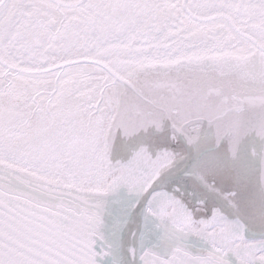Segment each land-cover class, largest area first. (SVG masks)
I'll return each mask as SVG.
<instances>
[{"label": "snow or ice", "instance_id": "6c2138e0", "mask_svg": "<svg viewBox=\"0 0 264 264\" xmlns=\"http://www.w3.org/2000/svg\"><path fill=\"white\" fill-rule=\"evenodd\" d=\"M0 264H264V0H0Z\"/></svg>", "mask_w": 264, "mask_h": 264}]
</instances>
